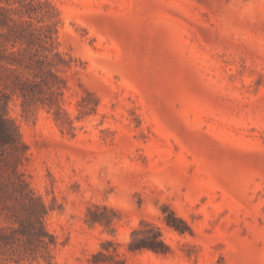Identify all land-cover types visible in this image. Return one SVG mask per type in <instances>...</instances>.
Segmentation results:
<instances>
[{"label":"rangeland","instance_id":"obj_1","mask_svg":"<svg viewBox=\"0 0 264 264\" xmlns=\"http://www.w3.org/2000/svg\"><path fill=\"white\" fill-rule=\"evenodd\" d=\"M52 22L41 70L28 41ZM2 42L28 185L0 213L39 198L52 264H264V0H0ZM156 227L165 251L129 248Z\"/></svg>","mask_w":264,"mask_h":264},{"label":"trees","instance_id":"obj_2","mask_svg":"<svg viewBox=\"0 0 264 264\" xmlns=\"http://www.w3.org/2000/svg\"><path fill=\"white\" fill-rule=\"evenodd\" d=\"M43 5H50L49 1L41 2ZM55 22L47 25L40 26L33 30L31 34V41H28V47H32L31 44H37L36 50L41 56L38 59L39 69H43L46 64L45 58L48 54L46 50H52L53 46V33L52 28ZM25 30V29H24ZM22 37H16L14 42H17ZM25 47L24 49H28ZM0 50H6L5 43H0ZM16 53V51H12ZM10 64H16L20 62L18 59H9ZM48 65L56 66L58 63L54 61H48ZM14 71H18V67H11ZM43 79H38L35 74L33 76L26 75L24 73H17L12 92L20 93L25 97L33 96L35 89L34 85L41 84ZM46 84H48L46 82ZM53 85H50L52 88ZM13 94V93H11ZM9 93H3L0 97V107L3 106V102L6 99V105L11 95ZM26 144L22 141L20 132L15 121L8 115L7 111H3L0 108V204L2 201L14 200L13 193L9 191L11 187H24L28 185L25 179H22L19 174L17 178L13 176L18 172L17 159L21 154V148ZM12 169V172L9 170ZM23 205L26 209V215H16L14 212L18 205ZM45 208L44 203L39 199L30 196L28 202H21L16 199L13 204H6V213H0V264H43L40 258H43L47 264H52L51 247L56 243L55 237L49 232L45 224L44 216L46 210L38 211V207ZM93 221L100 220V217L93 216ZM178 228L176 223H170ZM162 233L160 227H156V233L152 237L151 243H136L135 241L129 244L131 250L141 249L144 246H151L155 250L165 251L166 244L162 239ZM111 241H108L109 243ZM164 245V247H162ZM117 252L114 250L105 252L100 249L93 255V261L95 264H102L104 262L101 257L110 259L112 264H127L123 259L117 258Z\"/></svg>","mask_w":264,"mask_h":264}]
</instances>
